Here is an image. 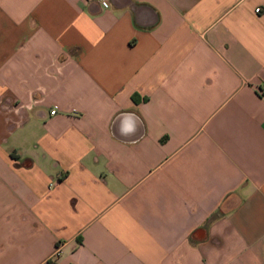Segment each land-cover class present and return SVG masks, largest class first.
Here are the masks:
<instances>
[{"label": "crops", "instance_id": "1", "mask_svg": "<svg viewBox=\"0 0 264 264\" xmlns=\"http://www.w3.org/2000/svg\"><path fill=\"white\" fill-rule=\"evenodd\" d=\"M263 86L264 0H0V264H264Z\"/></svg>", "mask_w": 264, "mask_h": 264}, {"label": "clouds", "instance_id": "2", "mask_svg": "<svg viewBox=\"0 0 264 264\" xmlns=\"http://www.w3.org/2000/svg\"><path fill=\"white\" fill-rule=\"evenodd\" d=\"M117 131L123 137L134 136L141 125L139 117L132 112H124L119 117H117Z\"/></svg>", "mask_w": 264, "mask_h": 264}, {"label": "built area", "instance_id": "3", "mask_svg": "<svg viewBox=\"0 0 264 264\" xmlns=\"http://www.w3.org/2000/svg\"><path fill=\"white\" fill-rule=\"evenodd\" d=\"M95 1H98L100 3H105L107 2V0H95ZM256 11L258 12L259 11V8H256ZM259 93L260 95H263L264 96V86L262 88L259 89ZM56 110L55 109H52L50 111V114H55Z\"/></svg>", "mask_w": 264, "mask_h": 264}]
</instances>
